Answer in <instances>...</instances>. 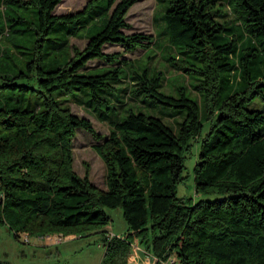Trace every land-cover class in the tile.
Instances as JSON below:
<instances>
[{
	"label": "trees",
	"instance_id": "trees-1",
	"mask_svg": "<svg viewBox=\"0 0 264 264\" xmlns=\"http://www.w3.org/2000/svg\"><path fill=\"white\" fill-rule=\"evenodd\" d=\"M18 1L39 12L36 57L28 61L30 71L37 68L38 88L17 82L19 74L0 73V89H33L43 99L35 107H0V224L16 237L85 235L105 231L113 220L110 210L120 208L128 236L106 239L105 263L120 264L116 257L126 256L133 234L152 232L158 264L175 258L182 264H264V0H168L165 30L177 52L169 59L180 74L195 78L200 97L189 96L184 85L177 86V94L162 90L163 72L153 76L144 69L134 72L131 88L114 107L98 90L116 88L125 59L121 52L105 51V42L121 43L125 51L153 42L151 33L126 31V14L137 0H108L113 9L101 30L83 48L73 45L72 56L50 69L39 62L48 34L57 22L80 19L95 0L67 13L54 11L62 0H0L8 20L2 37L20 21L6 11ZM97 57L119 63L99 67L100 73L82 71ZM223 71L231 75L225 92ZM81 87L116 114L125 103L149 97L184 109L185 116L174 127L130 105L120 118L104 117L105 135L53 93ZM176 112L175 119L182 116ZM207 120L194 166L200 197L185 198L178 185L185 177L186 153ZM77 127L98 141L94 147L106 164L105 187L74 167Z\"/></svg>",
	"mask_w": 264,
	"mask_h": 264
},
{
	"label": "rangeland",
	"instance_id": "rangeland-1",
	"mask_svg": "<svg viewBox=\"0 0 264 264\" xmlns=\"http://www.w3.org/2000/svg\"><path fill=\"white\" fill-rule=\"evenodd\" d=\"M90 0H62L54 11L57 13L75 12L83 9ZM120 1V0H118ZM6 2L5 4H7ZM95 5L88 13L81 15L80 19L69 23L57 22L44 46V57L40 59L43 68L50 69L63 65L73 54V45L83 48L89 38L96 34L108 20L113 7L108 5V0H95ZM13 9L7 8L6 11L14 17L20 19L14 24L15 30L10 31L9 35L2 37L0 35V73H10V75L19 74L15 80L19 83H26L30 86L37 84V68L30 71L28 61L36 57V23L39 22V12L37 8L30 4H22L20 1L11 4ZM168 7V0H137L128 10L126 19L130 26L126 28L127 32L142 31L153 35V42L148 47L139 46L135 49L125 51L121 43L107 41L103 48L108 52L123 53L124 60L122 70L120 71V80L116 83L113 90H98V94L113 102V107L117 106L119 99H124L125 89L131 88L135 71L142 72L147 69L155 76L159 71L163 72L160 88L177 94L178 85L187 87L189 96L198 99L200 94L194 89L196 81L193 76L183 72L180 74L171 64L169 57L176 55V49L168 42V32L165 30L166 21L164 14ZM8 20L5 18L3 8L0 5V30L6 27ZM130 59L131 62H130ZM119 62H105L102 58H94L88 62V65L82 68V71L89 73H100L99 67L106 69L117 65ZM26 71V75L21 74ZM231 76L228 72H222L221 92L228 90L229 82L227 78ZM126 79H125V78ZM3 79L0 78V82ZM173 85L174 88L171 89ZM129 91V90H128ZM64 104L70 105L74 112L79 115L90 118L97 130L109 133V124L104 121V117H122L127 114V108L132 105L135 111H144L148 114L156 115L174 127L176 122L182 121L185 116L184 109H178L161 103H152L149 97L143 100L129 101L122 107H119L118 114L116 109H111L104 100L93 97L90 89L87 87L75 88L70 93H61L56 89L53 91ZM43 97L37 90L22 89H0V107H35L42 103ZM126 100V99H125ZM127 101V100H126ZM258 101V100H256ZM132 103V104H131ZM257 104L254 101L251 107ZM176 111H181L182 116L173 117ZM208 120L205 126L194 141L191 149L186 153L184 179L178 185V194L182 197L194 196L199 199L200 195L195 192V174L194 166L198 159V153L201 148L203 136L209 129ZM97 139L93 134L83 128L77 127L74 137V167L81 174H89L93 182L101 187H105L106 164L100 154L94 147ZM1 196V190H0ZM112 222L105 227V231H91L85 235H71L62 233L67 239L58 243H42L36 238L42 234H22L15 236V232L6 225L0 224V261L3 264H115L104 261L106 251V239L114 237H127L128 227L120 208L111 209ZM153 233L149 232L147 236L133 234L130 248L125 257L117 256L120 264H138L143 263V255L148 256V263L158 264L159 259L155 255L153 247ZM172 264H182L179 259ZM104 261V262H103ZM124 261V262H123ZM166 261H161L165 264ZM171 263L169 260L168 264ZM154 264V263H153Z\"/></svg>",
	"mask_w": 264,
	"mask_h": 264
},
{
	"label": "built area",
	"instance_id": "built-area-1",
	"mask_svg": "<svg viewBox=\"0 0 264 264\" xmlns=\"http://www.w3.org/2000/svg\"><path fill=\"white\" fill-rule=\"evenodd\" d=\"M39 239L41 240H46L49 243H58V242H63L67 239L62 233H47V234H42L40 235ZM173 260H171L172 264ZM165 264H168V262H165Z\"/></svg>",
	"mask_w": 264,
	"mask_h": 264
},
{
	"label": "crops",
	"instance_id": "crops-1",
	"mask_svg": "<svg viewBox=\"0 0 264 264\" xmlns=\"http://www.w3.org/2000/svg\"><path fill=\"white\" fill-rule=\"evenodd\" d=\"M36 240H37V241H41L43 244H44V243H49V242H47L46 240H41V239H39V237H37ZM142 259H143V260H142V261H143L142 264H144V263H148V262H149V260H148V256H145V254L143 255ZM153 263L155 264L154 261H153ZM153 263H150V264H153ZM138 264H141V262L139 263V261H138Z\"/></svg>",
	"mask_w": 264,
	"mask_h": 264
}]
</instances>
